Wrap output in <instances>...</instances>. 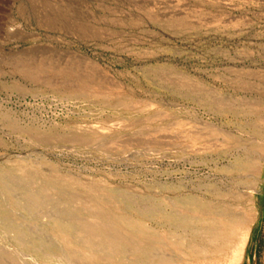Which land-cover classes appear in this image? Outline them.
Here are the masks:
<instances>
[{"label": "rangeland", "instance_id": "rangeland-1", "mask_svg": "<svg viewBox=\"0 0 264 264\" xmlns=\"http://www.w3.org/2000/svg\"><path fill=\"white\" fill-rule=\"evenodd\" d=\"M263 106L264 0H0V216L25 241L0 217V264H57L50 247L113 264L64 246L86 238L67 220L94 206L175 232L176 264H196V218L170 216H196L197 187L215 182L254 220L243 264H264V159L255 173L245 151ZM32 193L50 197L31 207ZM131 242L114 264H137Z\"/></svg>", "mask_w": 264, "mask_h": 264}, {"label": "bare ground", "instance_id": "bare-ground-1", "mask_svg": "<svg viewBox=\"0 0 264 264\" xmlns=\"http://www.w3.org/2000/svg\"><path fill=\"white\" fill-rule=\"evenodd\" d=\"M262 109H264V106ZM260 120L262 121L260 123H262L261 127L263 129L259 134V139L254 138L252 145L246 148L245 150L248 158L251 157L250 159H248L249 166L253 168L255 173L259 169H262L261 161L264 159V157L254 156V151L250 148H261L262 146L264 147V111H262V113L260 114ZM259 131L260 130H258V132ZM247 151H249L250 153L252 152L250 156L248 155ZM225 184L226 186L222 187L220 185V182H215L211 184L205 183V185L200 184L197 187V190L207 192V197H202L199 195L196 196V216H189L188 214L177 212H174L172 216H170L177 222H189L192 221L193 218H196V246L189 244L186 249L189 254L196 256V264H243V259L245 257V251L251 231V228L247 226L249 222H252L254 220L251 217L246 216L245 213H243V211L241 210L239 201L242 200V195L232 188L233 184L232 186L228 183ZM32 194H30L27 198L28 204L32 205L31 207L44 206L45 202H47L46 200H48L47 198L50 197H46V195H44L45 197L41 195L35 196L34 194ZM57 212L59 213L58 210L56 211V213ZM56 213H49L48 216H51V219H55L54 217L56 216ZM1 214L2 216L0 217L3 220V223L8 225L9 228H11L12 230H17L19 234L14 237V242L17 244L25 242L24 233L21 231V227L18 226V221L11 217H8L7 212L3 209L1 211ZM110 214L112 213L103 211L102 208H100L99 206H94L88 209L87 215L82 216V214H76L73 215L72 218L67 220L69 226H77V232L79 231L78 233H81L84 238L86 237L82 241V243L79 242L80 245L77 243H72L70 240H67L68 242L64 244V246H66V249L69 250L68 253H70L72 258L76 257L74 250H80L84 252H90L88 257L96 259L97 261L100 260L113 264L116 263L115 261H117V263H120L121 260L119 258L120 256H122L120 254L126 253L125 243H130V240L132 239L124 236L122 227L126 225L132 226L137 231L136 234L134 233L133 235V238L135 240L134 243L131 242L132 248L134 249V254H137L136 261L134 259L137 264L140 263L142 259L144 260L143 264H176V259L178 257L169 252V250L170 248H172L171 251L183 249L181 247L180 238L175 235V232L170 235L167 234V236L164 235L163 237H160L157 232L147 231L142 225L137 222H133L125 218L120 219L115 214H113L114 218H111ZM57 216L60 220L64 219L63 217H61V214H57ZM89 217H94L97 219V221H92ZM101 219L105 220L106 222L100 221ZM64 223L59 224L58 222L57 225H59L63 236L66 238L68 235L67 229L69 227L67 228L66 224ZM147 239L152 240V242L149 243ZM35 246H37L40 250L48 248V246H44L42 242L36 244ZM114 253L116 254L114 255ZM6 254L5 252H2L0 258H7ZM46 254L57 264L66 263L69 259H67V257L62 256L63 254H58L56 248L54 249L53 247H50V252H47ZM20 255L23 256L24 254ZM139 255L140 258H138Z\"/></svg>", "mask_w": 264, "mask_h": 264}]
</instances>
